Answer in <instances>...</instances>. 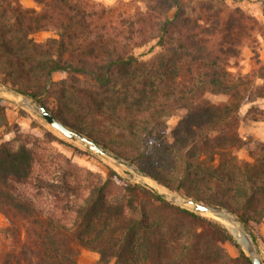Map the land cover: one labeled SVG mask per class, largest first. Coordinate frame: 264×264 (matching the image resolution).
Listing matches in <instances>:
<instances>
[{"label":"trees","instance_id":"obj_1","mask_svg":"<svg viewBox=\"0 0 264 264\" xmlns=\"http://www.w3.org/2000/svg\"><path fill=\"white\" fill-rule=\"evenodd\" d=\"M32 1L39 9L0 0V86L168 190L227 208L258 247L264 141L243 139L238 124L243 103L264 99V62L250 74L230 70L256 20L208 0ZM47 29L57 37L34 40ZM5 100L0 129L9 125ZM180 109L168 137L167 118ZM16 141L0 144V264H79L80 248L98 253L97 264H253L220 221L127 172L109 169L102 179L65 157L57 179L47 177L37 171L39 142ZM21 186L44 190L46 202Z\"/></svg>","mask_w":264,"mask_h":264},{"label":"rangeland","instance_id":"obj_2","mask_svg":"<svg viewBox=\"0 0 264 264\" xmlns=\"http://www.w3.org/2000/svg\"><path fill=\"white\" fill-rule=\"evenodd\" d=\"M22 4L28 7L39 9L37 4L32 0H20ZM105 6H113L118 1L129 0H89ZM187 4L191 7L198 0H186ZM214 5H223L226 8L239 7L246 16H249L256 20V26L250 31L240 44V53L238 58L231 59L230 70L238 72L240 74H250L258 66V62H264V0H208ZM32 37L37 42H44L49 38L57 37L53 29H47L38 31L32 34ZM150 44L140 48L138 51L142 52L149 48ZM257 82H261L259 79ZM3 88L0 86V89ZM14 95L18 99L11 97ZM0 97L6 98V117L8 121L7 128L0 129V144L4 142H11L14 146L18 143L16 139L29 138L31 140H37L39 142L38 154L42 158V163L38 167L37 171L42 175L56 178L60 173V168L64 164V158H69L72 162L78 165L80 168H84L93 172L96 176L104 179L109 169H115L120 173L126 171L125 168L114 164L100 155L93 153L92 151H85V148L79 141L71 139L60 131L48 124L42 119L35 110H29L22 104V98L11 92L0 91ZM212 100H222L224 97H211ZM250 108H257L258 110H264V99L252 98L240 106L239 115L240 121L238 124L239 135L243 138H253L255 140L264 141V114L261 111L258 113L250 112ZM185 110L180 109L175 114L167 118V135L170 137V131L176 125L178 120L184 115ZM51 134L53 141H46L44 136ZM82 151L77 153L76 150ZM236 154L243 160H249L247 151L244 148L238 149ZM129 177L135 181H140L137 177L133 176L129 172ZM154 181V180H153ZM159 187L165 188L155 182ZM21 189L26 191L28 195L39 199V201L46 202L47 197L44 190L30 187H23ZM167 189V188H165ZM41 192L38 197L36 192ZM168 190V189H167ZM171 191V190H169ZM174 192V191H173ZM84 194V193H83ZM213 217V215H208ZM214 218V217H213ZM216 219V217H215ZM218 220V219H217ZM220 221V220H218ZM221 222V221H220ZM222 223V222H221ZM223 224V223H222ZM7 225L5 217L0 213V228ZM224 225V224H223ZM229 229V228H228ZM248 230V229H247ZM231 232V230L229 229ZM249 232V231H248ZM233 234V232H231ZM257 244L259 247V254L261 259L264 260V221L263 224L256 229ZM236 241L247 252L242 243L233 234ZM256 244V243H255ZM257 247V248H258ZM226 248L231 254H236V249L230 245H226ZM3 249V242L0 240V251ZM248 253V252H247ZM99 255L94 251H90L84 248H80L78 263L79 264H97Z\"/></svg>","mask_w":264,"mask_h":264},{"label":"water","instance_id":"obj_3","mask_svg":"<svg viewBox=\"0 0 264 264\" xmlns=\"http://www.w3.org/2000/svg\"><path fill=\"white\" fill-rule=\"evenodd\" d=\"M0 91L10 92L9 89H5V88H1ZM16 95L22 98L21 102L27 109L35 110L42 119H44L48 124H50L55 129L60 131L62 134H64L65 136L71 139L79 141L84 147H86L88 150L92 151L93 153H96L100 155L101 157L107 159L108 161L125 168L127 172L137 177L144 185L158 191L161 196L165 197L171 202H174L178 205L184 206L190 210H193L201 214H205V215L217 214V215H221V216L229 218L236 225V227L240 230V232L243 234L242 245L247 250L252 263L253 264H264V262L262 261L260 257L258 248L254 242L252 235L240 223V221L236 218V216L230 210L224 207L199 203L191 198L182 196L176 192L169 191L165 188L159 187L155 183V181H153L151 178L146 176V174L142 170H140L138 167H136L134 164H132L131 162H129L122 156L96 143L95 141L88 138L84 134L78 132L77 130L64 125L43 105L36 103L21 94H16Z\"/></svg>","mask_w":264,"mask_h":264},{"label":"bare ground","instance_id":"obj_4","mask_svg":"<svg viewBox=\"0 0 264 264\" xmlns=\"http://www.w3.org/2000/svg\"><path fill=\"white\" fill-rule=\"evenodd\" d=\"M10 96L18 99V97L14 95H10ZM213 216L216 217L218 220H220L227 228H229L231 232H233V234L237 237V239L241 243H243V234L229 218L217 214H213Z\"/></svg>","mask_w":264,"mask_h":264}]
</instances>
